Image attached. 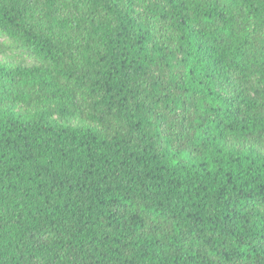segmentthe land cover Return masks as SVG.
I'll list each match as a JSON object with an SVG mask.
<instances>
[{
    "label": "trees",
    "instance_id": "1",
    "mask_svg": "<svg viewBox=\"0 0 264 264\" xmlns=\"http://www.w3.org/2000/svg\"><path fill=\"white\" fill-rule=\"evenodd\" d=\"M0 264H264V0H0Z\"/></svg>",
    "mask_w": 264,
    "mask_h": 264
},
{
    "label": "rangeland",
    "instance_id": "2",
    "mask_svg": "<svg viewBox=\"0 0 264 264\" xmlns=\"http://www.w3.org/2000/svg\"><path fill=\"white\" fill-rule=\"evenodd\" d=\"M0 40H5V38L3 36L0 35Z\"/></svg>",
    "mask_w": 264,
    "mask_h": 264
}]
</instances>
